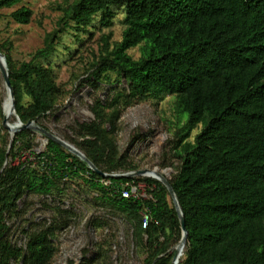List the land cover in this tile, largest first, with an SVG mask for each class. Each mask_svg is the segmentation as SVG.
I'll use <instances>...</instances> for the list:
<instances>
[{
  "label": "trees",
  "instance_id": "obj_1",
  "mask_svg": "<svg viewBox=\"0 0 264 264\" xmlns=\"http://www.w3.org/2000/svg\"><path fill=\"white\" fill-rule=\"evenodd\" d=\"M23 1L0 0V9ZM58 9L56 27L30 61H16L9 42L1 46L21 120L39 122L67 94L43 61L52 58L69 29L82 32L98 16L111 27L121 12L124 30L113 46L104 38L89 78L99 82L114 74L128 87L114 89L106 101L96 99L94 119L77 126L81 141L74 145L102 174L52 139L44 151H34L31 129L18 132L9 151L0 96V264L52 263L59 234L78 218L63 205L72 183L94 192L95 206L131 225L144 264H172L169 250L182 234L166 186L149 177L104 175L139 168L117 143L126 106L166 95L175 98L179 115L172 149L181 164L170 181L188 229L179 264H264V0H72ZM32 16L27 6L11 14L19 24L31 23ZM137 47L136 59L129 52ZM28 151L34 161L22 160ZM139 181L148 185V197L122 196L126 184ZM30 194L54 197L58 204H45L53 212L50 221L22 229L27 239L22 246L11 222ZM146 212L150 220L144 227Z\"/></svg>",
  "mask_w": 264,
  "mask_h": 264
},
{
  "label": "rangeland",
  "instance_id": "obj_2",
  "mask_svg": "<svg viewBox=\"0 0 264 264\" xmlns=\"http://www.w3.org/2000/svg\"><path fill=\"white\" fill-rule=\"evenodd\" d=\"M67 2L72 0H24L13 7L1 8L0 51L1 46L9 42L16 61H30L31 54L43 46L46 34L56 27L61 16L58 6H64ZM22 6L33 11L29 24H19L11 17ZM121 14L119 12L115 15L111 27H104L98 16L84 31L69 29L63 34L56 52L43 64L53 67L57 82L64 85L68 92L55 110L36 122L37 125L72 144L80 142L77 126L94 119L91 107L96 99L106 101L114 89L128 87L123 77L111 74L107 80L97 82L94 77L89 78L88 72L90 63L99 55L105 37H109L111 46L122 39L124 26L120 22ZM129 53L136 59L141 55L139 47ZM0 96L4 102L7 89L1 70ZM12 120L16 121L15 116ZM178 120L175 98L171 95L149 97L146 101L126 106L117 136L121 153L128 155L138 165V169L158 168L171 178L181 164V159L176 157L172 149L177 139ZM199 131L200 128L194 130L190 139H194ZM32 135L33 150L44 151L46 137L34 130ZM22 155V160L35 159L30 151ZM137 187L138 194L148 197L146 182L139 181ZM93 194L85 192L77 183L70 184L63 205L73 209L78 218L59 234L56 240L58 250L51 264H144L146 255L135 246L131 225L123 217L95 206ZM45 204L55 206L58 201L51 196L30 194L19 203L20 215L11 222V232L20 245L24 246L27 242L22 233L23 228L34 230L51 220L53 212ZM95 221H105L107 225L98 226Z\"/></svg>",
  "mask_w": 264,
  "mask_h": 264
},
{
  "label": "water",
  "instance_id": "obj_3",
  "mask_svg": "<svg viewBox=\"0 0 264 264\" xmlns=\"http://www.w3.org/2000/svg\"><path fill=\"white\" fill-rule=\"evenodd\" d=\"M0 70L3 74L4 80H5V85H6V89H7V96L10 98L11 100V110L12 112L15 114V118H16V123L17 126L13 129V135L11 136L10 139V144L9 145V151L12 147V143L14 141V138L16 136V134L22 130L25 129H31L34 131H37L38 133H40L41 135L46 137V141L48 142L49 139H52L54 141H56L58 144L62 145L64 148H66L67 150H69L70 152H72L73 154L77 155L78 157H80L82 160H84L85 162H87V164L89 165L90 168H92L94 171H96L99 174H102V171L99 170L94 163L86 156V154L80 150L76 144H72L68 141H65L57 136H55L54 134L50 133L47 129L43 128L42 126H39L36 124L35 121H29L28 123H24L19 114L16 111V100H15V93H14V89L11 83V78H10V72L8 69V63H7V59H6V55L0 51ZM3 108H4V102H3ZM4 111V109H2ZM5 113V112H4ZM2 125L9 131H12L11 125L8 122V118L7 116L4 114V118H3V122ZM11 134V133H10ZM6 165V163H5ZM158 169V168H155ZM149 171V169L145 168V169H137L134 171H128V172H121V173H117V174H108L107 176H112V177H116V178H127V177H136V176H146V173ZM157 171V170H156ZM158 174L160 175V178H155L152 176H146L149 178H154L156 180H159L161 183H163L166 188L168 189V192L170 194V197L173 201L174 207L176 209V213L178 214V218L180 220V225H181V239L178 242V244H176L174 247H172L169 250V253H173V260H172V264H179L181 261V256L184 255L182 254V250L183 248L186 247L187 244V239H188V229L186 227V219L184 216V212L182 211V208L180 206L179 200L177 198V195L173 189V186L171 184L170 178L167 177L166 174H164V172H158ZM106 175V174H104ZM186 250V248H185ZM185 253V252H184Z\"/></svg>",
  "mask_w": 264,
  "mask_h": 264
},
{
  "label": "bare ground",
  "instance_id": "obj_4",
  "mask_svg": "<svg viewBox=\"0 0 264 264\" xmlns=\"http://www.w3.org/2000/svg\"><path fill=\"white\" fill-rule=\"evenodd\" d=\"M3 109H4V112H5V115L8 118V122L10 123L11 128H12V131L10 132L11 133L10 135H13V129L17 126V123L16 122H11V120L13 119L15 114L11 110V100H10V98L8 96L5 98L4 108ZM158 172H163V171H161L159 169H149V171L146 173V176L148 175V176H152V177H155V178H160V175L158 174ZM184 252H185V248H183L182 254H184ZM181 257H183V255Z\"/></svg>",
  "mask_w": 264,
  "mask_h": 264
},
{
  "label": "built area",
  "instance_id": "obj_5",
  "mask_svg": "<svg viewBox=\"0 0 264 264\" xmlns=\"http://www.w3.org/2000/svg\"><path fill=\"white\" fill-rule=\"evenodd\" d=\"M106 174V173H105ZM116 174V173H115ZM108 174H106L107 176ZM109 183V182H107ZM122 196L125 198H130V197H134V198H140L143 197V195L138 194V187L137 185H133V184H126V186L123 188L122 190ZM150 220V215L149 213H145L144 214V223L143 226L146 227L149 223Z\"/></svg>",
  "mask_w": 264,
  "mask_h": 264
}]
</instances>
